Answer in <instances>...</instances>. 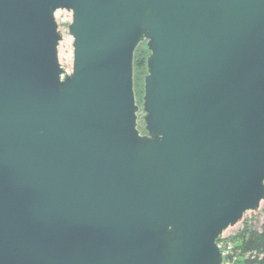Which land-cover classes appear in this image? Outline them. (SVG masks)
I'll list each match as a JSON object with an SVG mask.
<instances>
[{
  "label": "water",
  "instance_id": "obj_1",
  "mask_svg": "<svg viewBox=\"0 0 264 264\" xmlns=\"http://www.w3.org/2000/svg\"><path fill=\"white\" fill-rule=\"evenodd\" d=\"M263 201L264 0H0V264H222Z\"/></svg>",
  "mask_w": 264,
  "mask_h": 264
},
{
  "label": "trees",
  "instance_id": "obj_2",
  "mask_svg": "<svg viewBox=\"0 0 264 264\" xmlns=\"http://www.w3.org/2000/svg\"><path fill=\"white\" fill-rule=\"evenodd\" d=\"M147 49L137 47L133 57V83L134 88L143 82L145 75V60ZM140 129L143 130L142 125ZM231 240L235 243V249L239 251V259L236 264H264V224L260 228L254 227L243 219L241 228Z\"/></svg>",
  "mask_w": 264,
  "mask_h": 264
},
{
  "label": "rangeland",
  "instance_id": "obj_3",
  "mask_svg": "<svg viewBox=\"0 0 264 264\" xmlns=\"http://www.w3.org/2000/svg\"><path fill=\"white\" fill-rule=\"evenodd\" d=\"M55 20L58 25V29L62 35V40L58 49V58L60 64L66 69L67 72L71 69L72 64V37L68 34V29L63 23L71 22V13L65 10L57 11L55 14ZM141 49H145V44H140ZM137 104L141 105V98L143 95V82L138 83V86L134 88ZM243 219L248 220L256 228H260L264 224V201L260 203L259 210L256 212H248L244 215ZM242 219V220H243ZM241 228V222L232 228L227 229V233L232 235L236 234Z\"/></svg>",
  "mask_w": 264,
  "mask_h": 264
},
{
  "label": "built area",
  "instance_id": "obj_4",
  "mask_svg": "<svg viewBox=\"0 0 264 264\" xmlns=\"http://www.w3.org/2000/svg\"><path fill=\"white\" fill-rule=\"evenodd\" d=\"M226 231L217 241V246L222 254V264H236L239 259V251L235 249V243L231 240L235 234L230 235Z\"/></svg>",
  "mask_w": 264,
  "mask_h": 264
}]
</instances>
